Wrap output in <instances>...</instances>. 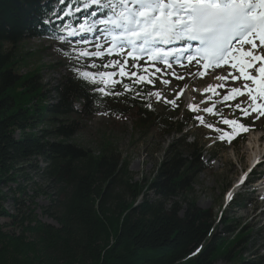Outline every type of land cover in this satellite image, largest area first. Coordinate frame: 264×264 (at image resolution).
I'll return each mask as SVG.
<instances>
[{"label": "trees", "instance_id": "1", "mask_svg": "<svg viewBox=\"0 0 264 264\" xmlns=\"http://www.w3.org/2000/svg\"><path fill=\"white\" fill-rule=\"evenodd\" d=\"M57 1L0 0V264H264V257L242 255L249 231L228 220L215 232L213 210L197 203L195 185L206 165L204 146L183 133L192 116L178 122L157 112L143 85L135 89L140 98L120 85L122 95L112 97L85 88L73 72L50 88L40 67L21 73L29 54L21 43L59 37V24L45 23ZM70 59L50 67L71 69ZM102 109L120 117L134 112L142 137L153 127L174 132L153 179L136 178L110 137L95 149L76 140L87 128L83 117ZM40 194L50 197L43 215L53 222L35 212Z\"/></svg>", "mask_w": 264, "mask_h": 264}, {"label": "snow or ice", "instance_id": "2", "mask_svg": "<svg viewBox=\"0 0 264 264\" xmlns=\"http://www.w3.org/2000/svg\"><path fill=\"white\" fill-rule=\"evenodd\" d=\"M58 2L67 4V0ZM74 3L82 5L91 17V23L80 24L79 31L94 35L92 39L81 36L79 42L71 41L68 37L77 34L73 26L66 27L67 35L58 39L70 47L76 45L71 52L64 51L63 54L71 58V70L85 88L112 97H119L122 92H135L140 98L142 94L135 91L136 85L155 87L157 80L164 85L170 83L157 73L184 79L171 71L173 62L180 67L196 66L198 70L189 73L194 78L210 75L216 68L227 65L238 74L227 71L216 77L221 83L214 87L209 85L204 91L219 96L218 90L226 88L225 82L242 80V87L228 90L221 102L242 117L253 113L264 116V0H74ZM74 11L80 13L82 8L75 7ZM52 14L57 19L63 18L58 13ZM69 14L64 12V16ZM193 41L197 42L195 47ZM173 42L184 43L176 49L163 47ZM243 45L250 48L245 49ZM237 52L240 56L236 55ZM159 63L164 67H156ZM149 69H153L150 74ZM125 78L128 83L124 82ZM117 85L122 92L115 90ZM183 92L181 89L171 100L160 91L148 95L175 107ZM245 93L247 103H226L237 96H245ZM189 108L200 111L198 106L189 105ZM202 111L219 115V122L224 125H239L240 129L247 131L238 119H227L218 113L215 104ZM195 119L205 123L201 115ZM207 127L213 128V124H207ZM215 130L221 131L219 128ZM227 136L229 133L224 132L220 139Z\"/></svg>", "mask_w": 264, "mask_h": 264}, {"label": "rangeland", "instance_id": "3", "mask_svg": "<svg viewBox=\"0 0 264 264\" xmlns=\"http://www.w3.org/2000/svg\"><path fill=\"white\" fill-rule=\"evenodd\" d=\"M69 15H71V12ZM77 42H79V39ZM56 46L61 47V50L53 49ZM72 46L75 47L76 45L72 44ZM20 48V51L22 50L24 53L29 52L25 56L27 67L21 70L22 74H25L29 69L40 67V79L43 83L50 86L56 84L63 76L71 75L68 66H58L57 68L50 66L54 65L57 60H63V57H65L64 51L72 48L65 45L60 46L57 43L50 44L49 41L43 39L26 40L21 43ZM143 63L144 61H141V64ZM133 70L135 71V69ZM194 70L197 71L195 66L191 69L184 67L183 72L180 74L185 77ZM151 72L152 70L149 69V74ZM218 74L219 76L222 75V73H213L210 81ZM160 77L167 79L169 76L165 74ZM210 78L200 79L203 84L197 80L189 87L183 82L184 79L174 81L173 77L167 79L169 81L172 80V85H164L160 80H157L155 87L150 85L151 90L149 93L160 91L168 100L175 99V94L184 88V92L177 99V106L175 107L162 101H157L154 95H148V99L154 104L157 112L165 113L171 120L176 119L175 121L178 120L179 122L189 115L190 112L195 117L197 115L204 117L205 123L202 124L197 120L195 127L191 128L189 125L184 128V131H188L190 143L199 142L200 145L205 146L202 156L203 162L206 164V170L199 176L195 185L197 203L203 209L211 208L213 210L217 225L215 232H221L225 222L228 220L232 221L233 228L238 227V231H249L251 234L247 238L248 241L245 244L247 246L242 250V255L245 259L258 261L261 257H264V175L258 177L260 172H264V166L259 169H253L256 172V179L252 180L257 185H262L263 189H259V187L253 189L254 187L247 186L246 189L236 192V190L232 191V188L240 178L241 173H245L249 169L254 158V152L248 150V146L253 142V138H258L264 134V116H258V113H253L251 116L242 117L238 111L233 113L225 106V103L221 102L222 96L235 87L236 83L234 82L239 83L242 87L243 82L240 80H229L230 86L227 85L225 89H219V93L223 92L219 96L212 93V99L209 94L207 96H194L195 90L197 93V91L199 92L210 84ZM214 96L216 97L214 98ZM245 97L237 96L235 100H229L226 103L231 105H235L240 101L247 103V95ZM192 103L195 104L193 105ZM212 104L216 105L218 113H221L220 109L224 110L221 114L223 116L226 115L224 116L225 118L238 119L240 123L246 126L247 132L240 129L239 125L228 126L220 123L219 115L214 116L202 111V109L210 107ZM189 105L198 106L200 111H193L189 108ZM101 111H99L101 113H97L94 116L86 115L83 117V122L87 125V128L76 137V140L85 147L95 149L99 142H102L104 138L110 137L117 145L122 156L126 157L130 162V170L136 178L140 180L153 179L159 163L165 157V151L173 142L174 132L171 131L170 134L161 133L153 127V131L151 132V129L148 136L142 137L140 136V128L135 126L134 112L120 117L108 113L107 110L104 111L102 109ZM207 124H213V128L207 127ZM217 128L221 131H216L215 129ZM224 132L229 133V136L225 137V139H220ZM17 135H20V133L17 132ZM258 143L256 142L258 148L255 149V153H258V159H260L264 152V136ZM27 172L29 174L30 170ZM29 175L40 183L42 188H46L44 181L40 177L32 172ZM19 179L23 182L22 177ZM24 183L28 184L27 181H24ZM32 188L35 187L30 186L28 190L32 192ZM35 201V212L39 218L45 222H53L50 217L43 215V209L49 205L50 197L46 194H40ZM4 207L7 211L14 213L10 202L6 203ZM3 220L0 218L1 222ZM11 221H13L12 218L10 223ZM229 223L227 224L231 225ZM215 264H227V262L221 260Z\"/></svg>", "mask_w": 264, "mask_h": 264}, {"label": "bare ground", "instance_id": "4", "mask_svg": "<svg viewBox=\"0 0 264 264\" xmlns=\"http://www.w3.org/2000/svg\"><path fill=\"white\" fill-rule=\"evenodd\" d=\"M248 48H250V46H248L247 48H245V49H248ZM185 62H187V61H185ZM157 67H160V65H158ZM161 68V67H160ZM224 69H219V68H216L210 75H205V76H203V77H199V76H196L195 78L193 77V76H191V75H187V76H185L184 77V80H183V82H185V84L189 87V86H191V84L193 83V82H197V80L198 81H200V82H202L200 79H205V77L207 78V77H211L212 75H213V73L214 74H216V72L217 73H222V75H225L226 73H227V71L226 70H228V71H233L232 69H230V68H228V66L226 65L225 67H223ZM183 69H184V67H176V65L174 66V69L173 70H171L172 72H175L176 74H178V75H181L180 73H182L183 72ZM194 72H196L195 70L193 71V72H191V73H194ZM160 74H163V73H160ZM253 74H255V73H253ZM157 75L159 76V73H157ZM167 76H169V74H166ZM217 76H219V74L218 75H216V77ZM173 76H170V77H168L167 79H169V78H172ZM216 77H214L213 78V80L212 81H210L211 80V78L209 79V81H210V84L209 85H211V86H215V85H217L218 83H221V81H219V80H217L216 79ZM174 78V77H173ZM177 79H175L174 78V81H176ZM240 81H242V80H240ZM243 82V81H242ZM225 83H229V81H227V82H225ZM202 84H203V82H202ZM168 85H172V80H170V83L168 84ZM198 85H200L199 83H198ZM209 85H206V87H204L202 90H200L199 92L197 91V93H196V90H195V94H194V96H197L198 97V95H203V96H207L208 94L211 96V99H212V92H205L204 90L206 89V88H208L209 87ZM249 86L251 87V84L249 83ZM186 87V86H185ZM203 87V86H202ZM184 89V88H183ZM187 90V89H186ZM245 95H247L246 93H245ZM209 96V97H210ZM193 105L195 104V103H192ZM261 138H262V136H260V137H258V138H253L254 140H252L253 142H251V144H249V146H248V150H251L252 152H254V158L256 159V158H258V153L256 152L255 153V149L256 148H258L257 147V144H256V142L258 143V142H260V140H261ZM253 143V144H252ZM254 143H255V145H254ZM259 144V143H258ZM263 183V182H262ZM235 185H236V187H239V185H240V182L238 181V182H236L235 183ZM261 189H263V187H261ZM13 229V228H12ZM2 232V231H1ZM19 232V231H18Z\"/></svg>", "mask_w": 264, "mask_h": 264}]
</instances>
